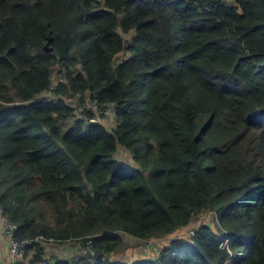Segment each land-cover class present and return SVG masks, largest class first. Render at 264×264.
I'll return each instance as SVG.
<instances>
[{
  "label": "trees",
  "instance_id": "obj_1",
  "mask_svg": "<svg viewBox=\"0 0 264 264\" xmlns=\"http://www.w3.org/2000/svg\"><path fill=\"white\" fill-rule=\"evenodd\" d=\"M1 215L28 264H264V0H0Z\"/></svg>",
  "mask_w": 264,
  "mask_h": 264
},
{
  "label": "rangeland",
  "instance_id": "obj_2",
  "mask_svg": "<svg viewBox=\"0 0 264 264\" xmlns=\"http://www.w3.org/2000/svg\"><path fill=\"white\" fill-rule=\"evenodd\" d=\"M114 116H115V106L114 104H111L106 109V112L104 113V115L98 117L97 121L103 123L107 128H111L112 125L114 124ZM75 121H76V118H73V117L67 118V119L63 118L61 120V124L64 129H68L74 125ZM124 154H121L119 156V158L122 161H123ZM208 216H209V213H206V212L196 215L193 218L191 226L188 229L178 230L177 233L172 234V237L168 235L166 236L167 238L160 237L157 239H151L149 241H143L142 239H134L133 242H131L130 236L128 235L127 237V235H124L127 241V245L117 253L116 258L119 260H124V261L128 260L131 263L137 259L158 257L160 256L162 249L154 248L156 245L155 241L160 243L161 247H165L167 243L173 240H176L179 238H190L193 236L192 232L195 231L196 228L200 227L201 225L203 224L213 225V222H215L214 217H208ZM77 241L76 242L70 241V242H66L63 244H59V245L58 244L48 245L47 248L52 249V253L50 255L56 252V254L60 257L71 258L79 251H84V248L81 247Z\"/></svg>",
  "mask_w": 264,
  "mask_h": 264
},
{
  "label": "built area",
  "instance_id": "obj_3",
  "mask_svg": "<svg viewBox=\"0 0 264 264\" xmlns=\"http://www.w3.org/2000/svg\"><path fill=\"white\" fill-rule=\"evenodd\" d=\"M209 216L208 217H214V221L218 224L219 219H218V215L215 212V215L212 212H208ZM0 220H1V225L4 231V235L9 239V249L11 252V257H12V264H20V260L23 257V248L30 243H33L35 241H47L48 243H53L55 241L54 238H46L44 236H38L35 239H27V240H19L15 237V231L18 229V225L12 223L7 216H0ZM213 222L214 225H216V223ZM217 226V225H216ZM193 234H195V231L192 232ZM229 237L228 235L225 236V241H224V246L228 247L229 245ZM92 242V240H89L88 242H86L87 245H90V243ZM155 247L154 248H161L160 243H158L157 241H155ZM81 247L84 248V251H79L78 253H76L74 256H78L79 258L83 255H87L88 253V249L85 248L84 245L80 244ZM85 252V254H84ZM94 252L91 253V259H94ZM106 258H104L105 260ZM40 264H57L56 260L53 259H44L42 261L39 262Z\"/></svg>",
  "mask_w": 264,
  "mask_h": 264
},
{
  "label": "crops",
  "instance_id": "obj_4",
  "mask_svg": "<svg viewBox=\"0 0 264 264\" xmlns=\"http://www.w3.org/2000/svg\"><path fill=\"white\" fill-rule=\"evenodd\" d=\"M23 260L24 258L22 257L20 260V264ZM24 263L28 264V261L24 260ZM0 264H12V257L9 249V239L4 235V231L1 223H0Z\"/></svg>",
  "mask_w": 264,
  "mask_h": 264
}]
</instances>
